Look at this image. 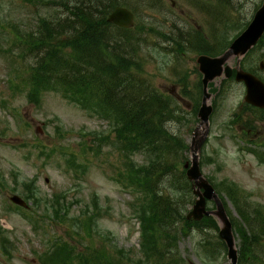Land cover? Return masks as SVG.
<instances>
[{
    "label": "rangeland",
    "instance_id": "374dc122",
    "mask_svg": "<svg viewBox=\"0 0 264 264\" xmlns=\"http://www.w3.org/2000/svg\"><path fill=\"white\" fill-rule=\"evenodd\" d=\"M40 1L0 0V264H51L42 256L56 239L77 245L82 256L101 253L103 262L115 258L119 264H149V236L143 232L145 221L139 212L147 198L141 188L120 176L125 153L113 145V119L97 105L54 89L42 92L35 102L21 84L28 66L21 62L17 35L35 30L38 16L45 12ZM261 1L131 0L136 24L127 33L131 45L126 55L135 53L134 70H141L161 95L178 105L181 118L171 126L188 145L199 127L197 112L203 96L199 49L227 47ZM221 6L219 17L206 12ZM260 61H264V41L241 61L264 80ZM229 64L235 67L236 58H230ZM218 80L209 85L214 109L199 159L229 216L243 228L228 192L234 188L239 203L264 207V160L253 152L264 158V112L244 101L243 83L233 77L221 84ZM133 158L142 161L141 156ZM190 158L189 150L180 169ZM29 191L43 200L36 205L28 202ZM15 193L30 203L28 210L11 202ZM192 195L191 203H180L184 215L197 198ZM49 204L67 207V214L63 219L55 217ZM207 206L215 207L212 202ZM74 216L76 222L84 218L87 225H76ZM218 232V224L196 226L184 221L175 231L173 259L178 264H230ZM2 240L7 241L8 252ZM60 254L53 252L49 262Z\"/></svg>",
    "mask_w": 264,
    "mask_h": 264
},
{
    "label": "trees",
    "instance_id": "16d2710c",
    "mask_svg": "<svg viewBox=\"0 0 264 264\" xmlns=\"http://www.w3.org/2000/svg\"><path fill=\"white\" fill-rule=\"evenodd\" d=\"M40 2L42 5L39 6L45 12L38 16L35 30L20 31L16 42L21 62L28 66V73L22 81L30 98L36 101L42 91L54 89L80 102L97 105L101 112L113 119V145L125 153L119 163L122 165L120 176L131 186L141 188L147 198V202L139 207L145 221L143 232L145 235L148 232L149 236L147 262L178 264L173 257L177 248L175 231L181 223L186 221L200 226L207 222L217 227V220L212 216H204L201 221L185 217L184 205L180 206V203H191L193 192L185 170L180 169L189 145L171 126L181 118L179 107L171 97L161 95L141 70H134L137 55H126V49L131 45L127 33L133 28L114 26L107 19L117 4L131 6L133 10L136 7L131 0ZM223 8H208L206 12L213 18L221 14ZM115 35L117 38L114 39ZM263 41L264 36L257 46ZM227 47L214 51L201 46L199 53L215 55ZM193 48H198L196 43ZM242 65L256 73L244 63ZM252 108L258 113L264 112L263 109ZM253 152L256 158L264 160L260 152ZM133 155L141 156L142 161L130 159ZM28 194L27 198L34 200L35 204L43 200L33 192ZM228 194L236 202V211L244 223L242 228L231 217L235 234L240 239L238 264H260L264 260V207L250 201L239 203L234 188ZM47 208H51L55 217L60 219L67 214L65 206L49 204ZM72 218L76 225L78 222L87 225L82 217H78L77 222L75 216ZM58 241L51 242L50 249L42 256L48 263L119 264L115 258H107V262H103L101 253L82 256L78 254L77 245ZM6 242L2 240L3 249L7 247ZM5 251L8 252L7 249ZM53 252L61 254L57 255V260L52 258L49 262ZM74 257L78 260H73Z\"/></svg>",
    "mask_w": 264,
    "mask_h": 264
},
{
    "label": "water",
    "instance_id": "95a60500",
    "mask_svg": "<svg viewBox=\"0 0 264 264\" xmlns=\"http://www.w3.org/2000/svg\"><path fill=\"white\" fill-rule=\"evenodd\" d=\"M109 22L117 24L122 27H130L134 24V16L128 8L117 6L112 13L108 16ZM264 34V0L262 5L256 10L249 25L235 38L229 45V48L218 56H209L201 54L196 59L198 62V69L202 72L203 77V97L201 101V107L198 111L200 117L199 125L204 127L203 131L198 127L192 137V143L190 150L192 151L191 165L190 162L185 164L188 168L186 173L189 180L193 181L194 193L198 195V198L193 204V208L186 215L188 219L201 220L203 215H213L219 220V236L225 241L228 251V258L231 264H237L238 250L236 248V239L234 236L232 223L230 217H228L225 206L223 205L219 194L215 191L214 186L209 183L208 179L204 176L200 169V149L204 141L207 139V135L210 131L209 118L210 113L213 110L212 104H208L207 101L211 97V92H208V85L216 78H230L233 69L231 65L227 64L232 56L238 57V63L236 65L235 80L245 83L246 94L244 99L246 102L253 106L264 108V82L259 79L255 74L247 72L243 68H240L239 61L242 56L245 55L254 44ZM263 64H261V67ZM12 200L16 203H22L23 200L18 196H13ZM207 200H213L216 208L214 210L207 209Z\"/></svg>",
    "mask_w": 264,
    "mask_h": 264
},
{
    "label": "bare ground",
    "instance_id": "6f19581e",
    "mask_svg": "<svg viewBox=\"0 0 264 264\" xmlns=\"http://www.w3.org/2000/svg\"><path fill=\"white\" fill-rule=\"evenodd\" d=\"M200 128H201V126H200Z\"/></svg>",
    "mask_w": 264,
    "mask_h": 264
}]
</instances>
